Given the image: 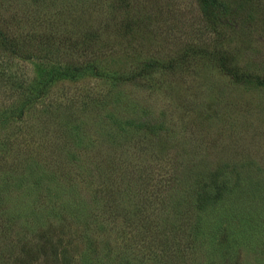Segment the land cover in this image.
Wrapping results in <instances>:
<instances>
[{
  "label": "rangeland",
  "instance_id": "1",
  "mask_svg": "<svg viewBox=\"0 0 264 264\" xmlns=\"http://www.w3.org/2000/svg\"><path fill=\"white\" fill-rule=\"evenodd\" d=\"M248 1L0 0V264H264V87L192 54L264 76Z\"/></svg>",
  "mask_w": 264,
  "mask_h": 264
},
{
  "label": "trees",
  "instance_id": "2",
  "mask_svg": "<svg viewBox=\"0 0 264 264\" xmlns=\"http://www.w3.org/2000/svg\"><path fill=\"white\" fill-rule=\"evenodd\" d=\"M242 1L244 0H240V3L237 6H235L234 4L236 3L233 4V2L230 3L227 2L226 0H198L201 6V10L203 11V15L208 20L211 30H217L219 26L228 25L230 23L228 14L230 13H234L236 18L237 16L240 17L242 15L244 19L247 16V14L249 15L250 13H252L253 10L251 7L252 5H255L257 1L250 3L248 0L244 1V3H242ZM247 9L249 11H247ZM242 22L244 21L242 20ZM0 43H2L3 46L10 49L11 51L12 50L16 51L17 56L18 53H20L22 55L20 56L21 58L23 59L29 58V56H27L28 54L25 51L18 52L21 51L22 49H20L17 46V44L14 43V41L11 38H9L7 35H5V33L2 32L1 30H0ZM84 44L87 43L84 42ZM217 44L218 45L213 46L214 49L212 48V50H208L209 48H206L204 50L200 49L196 53L192 52V54L203 55L205 57L211 58V60L215 63L217 69H219L226 76H229L232 79V82L235 84L245 83L249 85H254V87H264V76L260 78H250L247 74L242 72L241 69L235 66L233 60H231L229 52L227 50L224 51L222 49L223 47L219 43ZM188 50H195V49L193 47H189L187 51H184L178 57V59H176V62L179 60L184 61L185 60L184 57L189 55ZM152 65L154 64L150 62L149 63L145 62L144 64H141V69L146 70L149 67H153ZM171 65L172 63L170 62L169 64H164V67L167 68ZM86 67L87 66L84 65H76V66L65 65V66H60V68L56 67L57 69H55L54 67L51 69L48 68L46 69L40 64L36 66L38 71L37 75H39L38 79L42 80V85H46V82H48L47 80H50V78L53 76L56 78L62 77L69 80H76L77 77L81 76L82 71L86 69Z\"/></svg>",
  "mask_w": 264,
  "mask_h": 264
}]
</instances>
